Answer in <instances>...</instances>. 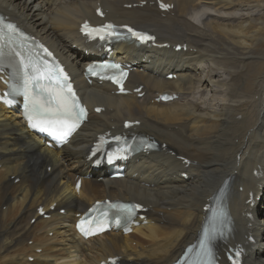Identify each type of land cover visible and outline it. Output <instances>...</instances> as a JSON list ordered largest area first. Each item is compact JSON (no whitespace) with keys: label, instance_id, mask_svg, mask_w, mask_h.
<instances>
[{"label":"bare ground","instance_id":"obj_1","mask_svg":"<svg viewBox=\"0 0 264 264\" xmlns=\"http://www.w3.org/2000/svg\"><path fill=\"white\" fill-rule=\"evenodd\" d=\"M163 1L173 8L160 12L154 0H0L3 14L60 56L90 110L65 146L50 149L0 105V264H98L111 256L131 264H172L200 235L201 207L222 186L233 241L253 237L243 264H264V0ZM98 3L107 10L98 22L132 24L153 32L158 43L190 49H116L113 56L135 67L127 84L143 86L140 98L113 95L108 84L80 79L89 58L77 49V27L94 17ZM169 73L176 78L166 79ZM164 92L179 97L153 101ZM97 105L105 110L93 113ZM126 119L139 120L136 131L166 149L129 161L121 179L92 173L84 160L91 141L119 130ZM176 156L191 164L183 169ZM182 172L189 177L181 178ZM87 173L93 177L83 178L76 192L74 177ZM105 197L141 202L148 208L146 224L127 235L82 240L73 230L74 214ZM53 204L48 219L36 216L38 205L47 210Z\"/></svg>","mask_w":264,"mask_h":264},{"label":"snow or ice","instance_id":"obj_2","mask_svg":"<svg viewBox=\"0 0 264 264\" xmlns=\"http://www.w3.org/2000/svg\"><path fill=\"white\" fill-rule=\"evenodd\" d=\"M160 7L167 8L168 5L162 3ZM6 27L11 31H15L14 26L11 24ZM112 28L113 26L110 24L99 29L89 28L87 23H85L82 30L87 31L89 35H93ZM128 31L132 32L140 40L150 39V37L142 33L134 32L131 28ZM107 34L118 36V33L111 31H107ZM113 67L118 69L119 65H114ZM24 68L23 83L18 90L24 96L25 115L30 127L39 131L50 132V134L56 135L57 139L65 140L75 129L74 121L81 119L85 115V110L75 101L71 85L67 83V76L63 74L62 70L58 72L57 69H43L31 61L26 63ZM29 68L32 69L31 73L28 71ZM88 70L92 71L91 68ZM53 77H55L58 87L51 86ZM41 80L49 81V84H42ZM115 82L119 83L120 81L116 80ZM65 88L67 92H65ZM8 103H11V101H8ZM56 125H59V128ZM77 227H81V225L78 224ZM86 234L89 233L86 232Z\"/></svg>","mask_w":264,"mask_h":264},{"label":"rangeland","instance_id":"obj_3","mask_svg":"<svg viewBox=\"0 0 264 264\" xmlns=\"http://www.w3.org/2000/svg\"><path fill=\"white\" fill-rule=\"evenodd\" d=\"M48 235L50 236L51 234H50V233H48ZM29 242H30V241H28V244H29Z\"/></svg>","mask_w":264,"mask_h":264}]
</instances>
